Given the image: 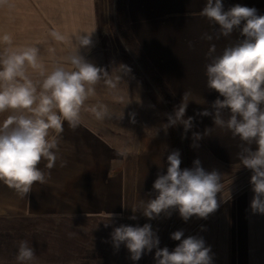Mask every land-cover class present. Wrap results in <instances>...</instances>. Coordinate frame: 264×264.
Returning a JSON list of instances; mask_svg holds the SVG:
<instances>
[{
  "label": "clouds",
  "instance_id": "clouds-1",
  "mask_svg": "<svg viewBox=\"0 0 264 264\" xmlns=\"http://www.w3.org/2000/svg\"><path fill=\"white\" fill-rule=\"evenodd\" d=\"M13 7L12 0H0V9ZM200 14L211 24V31L201 39L212 42L235 37L219 54L215 43L205 54L207 88L219 95L208 108L185 118L193 100L192 92L184 91L173 112L165 114L167 123L163 129L167 134L169 128L182 125L183 140L196 127V117H211L214 127L192 131L190 147L198 148L199 142L216 128L238 138L237 158L251 171V212L264 215V15L258 14L255 7L239 3L225 10L222 0H206ZM47 35L51 42L68 48V54L57 58L56 48L49 46L45 56L38 43L18 44L11 32L0 29V114L9 113L0 122V181L21 198L31 192L35 183L48 182L50 172L39 165L47 161L46 167L51 169L60 159L65 122L75 130L81 125L83 112L98 121L112 118L107 105L87 103L96 96V86L103 82L113 93L112 99L122 103L123 96L116 94L118 84L131 75V69L121 64L115 67L113 76L112 71L98 67L81 54V49L91 50L92 32L70 36L54 26ZM188 46L193 48V42L189 41ZM124 116L122 111L117 118L122 121ZM136 116V112L128 113L133 125L137 123ZM166 162V172H157L149 198L131 208L129 220H138L137 213L157 220L162 214L171 218L178 212L187 222L192 217L206 220L217 211V194L222 190V174L218 170L207 171L199 158L193 160L192 167L182 169L179 149L171 150ZM65 164L66 161L61 162V166ZM118 218L121 214L108 213L104 227L112 226ZM170 238L179 241L178 245L172 251L161 248L158 229L154 230L151 223L120 224L110 233L114 250L124 245L133 262L155 249V264H213L211 246H206L202 236L185 237L181 229L171 233ZM15 259L17 264H31L37 259L29 241L18 242Z\"/></svg>",
  "mask_w": 264,
  "mask_h": 264
},
{
  "label": "crops",
  "instance_id": "crops-1",
  "mask_svg": "<svg viewBox=\"0 0 264 264\" xmlns=\"http://www.w3.org/2000/svg\"><path fill=\"white\" fill-rule=\"evenodd\" d=\"M222 2L225 10L239 3L255 7L258 14L264 15V0ZM12 3L11 10L0 9V29L11 32L16 43H38L45 56L49 46L56 48L57 58L67 55L69 49L51 42L47 35L55 26L70 36L92 32L91 50H80L89 60L99 47L98 0H12ZM205 4L206 0H128L131 29L155 69L179 103L184 91L192 92L193 101L186 117L208 108L219 95L207 88L205 54L210 44H216L219 54L235 39L222 37L212 42L201 39L211 31L209 20L200 14ZM189 41L193 42V48H189ZM8 114H0V122ZM195 124L191 131L203 132L205 127H214L211 117H196ZM138 142L132 147L121 138L120 144H114L83 118L75 130L65 122L60 159L51 169L46 167L47 161L39 165L46 173L50 172L47 183H35L31 192L21 198L0 181V219L107 217L108 213H119V219L127 220L132 215L131 208L141 199L149 198L157 172H166L167 154L172 150L169 134L150 135ZM199 144L220 173L225 167L240 164L236 155L239 140L225 130L216 128ZM62 161H66L64 166ZM252 197L250 183L235 192L222 185L221 193L217 194L220 206L206 220L192 217L185 222L178 212L171 218L162 214L159 220L174 222L177 229L184 230L185 237L202 236L206 246H211L213 264H264V215L251 212ZM137 215V221H156ZM195 221L191 228L187 226Z\"/></svg>",
  "mask_w": 264,
  "mask_h": 264
},
{
  "label": "rangeland",
  "instance_id": "rangeland-1",
  "mask_svg": "<svg viewBox=\"0 0 264 264\" xmlns=\"http://www.w3.org/2000/svg\"><path fill=\"white\" fill-rule=\"evenodd\" d=\"M115 4L116 0H98L100 43L90 61L112 71L113 76L116 75L115 67L121 64L131 69V75L118 84L116 94L123 96L124 100L122 103L115 102L112 99L113 93L101 82L96 86V96L87 103L107 105L113 114L112 118L98 121L86 112L82 113V118L95 130L113 140L114 144H120L121 138H124L128 146L135 147L144 137L166 134L163 129L167 123L165 114L172 113V109L124 43L115 17ZM122 111L125 116L120 121L117 117ZM129 112L137 113V123L134 125L129 122ZM167 134L170 135L169 129ZM193 150L190 163L184 156L185 168L187 165L191 167L193 160L199 158L207 171L216 169L200 144ZM224 170L221 172L222 185L229 192L249 184L251 171L241 164L225 167ZM107 222V217L87 216H21L0 219V264H17L15 257L21 240L29 241L35 249L37 259L31 264H155V249L136 262L129 258L130 253L124 245L118 251L114 250L110 243L113 227L151 223L154 230L158 229L161 248L169 245L171 233L180 230L169 219L143 222L118 218L112 226L105 228L104 223ZM196 222L187 226L191 228Z\"/></svg>",
  "mask_w": 264,
  "mask_h": 264
},
{
  "label": "trees",
  "instance_id": "trees-1",
  "mask_svg": "<svg viewBox=\"0 0 264 264\" xmlns=\"http://www.w3.org/2000/svg\"><path fill=\"white\" fill-rule=\"evenodd\" d=\"M115 17L118 24L119 32L122 35L124 43L133 52L139 65L148 75L151 83L158 89L160 95L166 101V103L171 107L173 112L174 106L178 105L179 101L174 96V94L172 93L171 89L168 87L165 80L155 69V67L153 66V64L151 63L145 52L143 51L138 40L136 39L131 29L129 13H128V0H116ZM185 118H187L186 115ZM182 132H183L182 125H177L176 127L169 128L172 149H179L181 151V159H182L181 168L183 169L185 168L184 156L186 155V159L188 163H190V159L193 156L194 150L192 147H190V145L192 144V140H191L192 131L190 130L188 133V138L183 140L181 139ZM186 168H190V166L188 167L187 165ZM171 241L167 246V248L170 251H172L179 243V241H174V240L173 242Z\"/></svg>",
  "mask_w": 264,
  "mask_h": 264
}]
</instances>
